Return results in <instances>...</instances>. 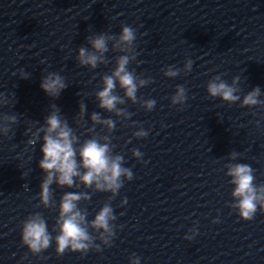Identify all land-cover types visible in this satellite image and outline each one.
I'll return each instance as SVG.
<instances>
[{
	"label": "water",
	"instance_id": "water-1",
	"mask_svg": "<svg viewBox=\"0 0 264 264\" xmlns=\"http://www.w3.org/2000/svg\"><path fill=\"white\" fill-rule=\"evenodd\" d=\"M122 26L136 30L139 63L129 69L152 78L137 96L156 101L152 111L128 100L118 105L132 113L127 120L100 109L95 98L102 76L111 74L114 57L122 53L109 43V62L96 69L76 59L81 46L90 47L88 36H118ZM186 59L193 61L189 73L163 75L167 66L183 68ZM21 71L29 78L22 79ZM49 72L68 85L56 99L40 88ZM218 74L229 85L240 77L241 99L255 87L264 99V0H0V95L9 101L0 105V115H18L9 134L0 135V264H130L133 255L140 264H264V212L258 208L251 221L241 219L229 207L234 186L225 175L227 163H244L254 169L255 184H264V107L211 98L206 86ZM177 85L187 90L182 108L171 104ZM116 93L123 97L118 84ZM80 103L86 106L83 122ZM51 104L80 143L92 135L87 129L93 112L113 119V132L100 125L95 132L110 135L113 154L122 155L123 166L133 172L111 201L116 216L111 246L94 241L101 251L58 256L53 240L33 255L21 243L22 223L35 212L57 235L53 228L65 192L92 193L78 205L87 210L88 221L111 196L83 185L53 184L56 208L38 206L43 142L27 145L31 132L25 130L43 124ZM140 128L146 138L133 136ZM133 149L143 153L140 160ZM233 151L240 154L236 160L229 159ZM123 198L127 203L121 205ZM194 227L197 234L186 239Z\"/></svg>",
	"mask_w": 264,
	"mask_h": 264
},
{
	"label": "clouds",
	"instance_id": "clouds-1",
	"mask_svg": "<svg viewBox=\"0 0 264 264\" xmlns=\"http://www.w3.org/2000/svg\"><path fill=\"white\" fill-rule=\"evenodd\" d=\"M90 47L81 46L76 56L81 67L96 69L98 65L107 64L109 61L105 53L109 51V43L113 52L122 53L114 57L115 67L111 74L102 76V90L95 93V98L99 102L98 107L107 112L114 113L116 117L127 120L132 113L124 107L125 101H131L132 104L139 103L146 111H152L156 105L154 99L144 100L138 98V89L152 83V78H140L134 69L130 70L129 65L136 61L138 52L135 49L136 30L130 26H122L120 34L113 35L107 33L95 34L87 37ZM139 63L138 61H136ZM193 61L186 59L183 68L167 66L163 70V75L168 78H176L182 72L189 73L192 70ZM22 79H28L29 74L21 71ZM218 74L210 79L206 86L208 95L215 99L220 98L222 102L229 105L239 102L240 107H264V99L259 87L248 91L241 99V89L239 87L240 77L236 76L229 85ZM117 84L123 91V97L116 93ZM64 77L59 73L49 72L42 78L40 88L46 95L56 99L61 92L67 88ZM187 90L183 85H177L175 94L171 97L173 106L179 105L181 108L187 100ZM7 98L0 95V105H7ZM79 119L84 121L83 117L86 111L84 103H80ZM51 111L45 117L44 123L31 132L27 145L35 146L42 140V159L38 166L44 173L40 184L39 204L44 208H56V201L53 198L54 193L51 188L55 184L59 188H77L81 185L85 189H91L92 192L111 193L108 201L95 215L94 219H86L88 212L78 205L81 201L88 202L91 198L90 192H65L59 202L58 216L55 221L53 235L48 231L45 218L40 212L29 215L22 223L21 243L26 246L33 255H39L47 250L53 240L56 244V254L62 255L65 251L80 252L86 254L89 250L101 251L99 244L94 243L100 240L104 246H111L112 238L115 236L114 215L111 201L116 197L119 190L123 187L125 180L133 179V172L123 166L124 157L120 154H113L115 145L112 144L110 135H99L95 132V126L100 125L106 128L108 133L115 129V121L111 118L102 119L100 113L91 114L92 127L87 131L92 133L91 137L79 142V137L74 133L72 127L66 119L62 118L60 109L55 105H50ZM18 122V115L3 114L0 115V135L7 136L11 126ZM134 125L135 121L132 122ZM41 133L43 134L41 136ZM136 138H146L148 132L143 128L133 132ZM130 142V141H129ZM28 149L25 148V151ZM132 155L137 160L143 156L137 149L132 150ZM240 154L233 151L229 154L230 160H236ZM31 159V157H29ZM225 175L230 177L229 183L234 188L231 193L233 203L230 208L238 212L241 219L251 221L258 208L264 212V184L256 185L254 169L244 163H227ZM23 175V173H22ZM121 205L127 203V198L121 200ZM123 213H121L122 215ZM214 223L219 222L217 217ZM92 232L98 233L93 235ZM198 229L194 227L191 235L185 234V238L192 240L197 234ZM130 264H140V258L133 255Z\"/></svg>",
	"mask_w": 264,
	"mask_h": 264
}]
</instances>
